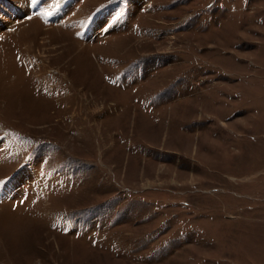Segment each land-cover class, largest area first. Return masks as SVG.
I'll return each instance as SVG.
<instances>
[{
    "label": "rangeland",
    "instance_id": "rangeland-1",
    "mask_svg": "<svg viewBox=\"0 0 264 264\" xmlns=\"http://www.w3.org/2000/svg\"><path fill=\"white\" fill-rule=\"evenodd\" d=\"M0 264H264V0H0Z\"/></svg>",
    "mask_w": 264,
    "mask_h": 264
}]
</instances>
